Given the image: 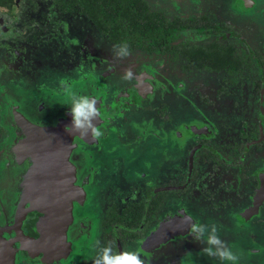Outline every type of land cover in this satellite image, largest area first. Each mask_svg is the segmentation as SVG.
Returning a JSON list of instances; mask_svg holds the SVG:
<instances>
[{"label":"flooded vegetation","instance_id":"1","mask_svg":"<svg viewBox=\"0 0 264 264\" xmlns=\"http://www.w3.org/2000/svg\"><path fill=\"white\" fill-rule=\"evenodd\" d=\"M144 1L168 21H195L197 28L179 30L178 38L164 53L130 50L160 55L162 62L149 60L154 74L138 76L135 71L142 64L129 61L130 57L123 59L118 69L112 68L115 61L108 46L98 48L102 64L93 68L92 77L85 60L87 73L74 92L79 89L77 94L84 91L83 95L97 100L102 120L97 128L103 135L73 139L70 160L76 199L65 234L69 248L64 257L47 263L41 252L30 258L18 241L19 232L39 237L36 224L42 214L28 211L17 225L23 167L10 153L19 136L13 113L30 123L53 126L69 113V94L62 115L57 116L61 104L52 93L57 87L53 82L33 93L20 89L23 98L19 99L10 86H0V104L5 106L0 119V259L12 257L11 264H92L99 241L110 243L116 252L138 251L145 264H221L201 251L205 243L191 237L184 223L191 216L194 222L215 224L220 238L240 256L239 264H264V0H175L178 8L171 5L172 0ZM13 2L14 6L0 9L12 10L18 0ZM169 13L172 15L167 16ZM81 17L104 39L101 42L116 45L82 13ZM87 37L83 43L75 42L82 45L84 57L89 54L88 60L93 50ZM240 44L246 47L245 53ZM213 46L231 52L239 66L189 67L185 50ZM18 53L9 54L8 60L17 58L15 63L20 66ZM52 59L55 61V56ZM248 68L255 70L257 77L244 81L245 97L243 80L238 78L239 85L215 98L211 86L224 75L240 77ZM127 71L132 72L131 79L124 78ZM190 75L194 83L184 79ZM46 78L53 81L52 72ZM38 80L45 84L43 78ZM202 92L214 98L203 101L204 106L195 97ZM27 104L30 107L24 108ZM132 105L136 112L125 120ZM155 106L164 109L158 113L161 119L154 114ZM239 126L241 130L234 132ZM200 152L207 167L197 177ZM218 169L223 174L234 171L238 178L216 182ZM208 175L215 176L214 182ZM244 179L249 183H241Z\"/></svg>","mask_w":264,"mask_h":264},{"label":"rangeland","instance_id":"2","mask_svg":"<svg viewBox=\"0 0 264 264\" xmlns=\"http://www.w3.org/2000/svg\"><path fill=\"white\" fill-rule=\"evenodd\" d=\"M171 5L174 8H178V4L175 0L171 1ZM151 6L153 8L152 4ZM154 7L165 9L164 6L158 4H154ZM166 15L171 16L172 13ZM247 35L250 36V32H247ZM86 37L91 50H93L90 52L91 55L88 57V60L87 56L89 54L84 57L80 51V49L83 48L80 43H83V40ZM192 37L193 36L187 37V40L192 39ZM102 40L104 41V39L98 35L86 23V21H83L80 10L76 7H72L71 12L69 13H62L58 10L53 0H18L17 7L12 8V10L0 9V86H10L14 89L13 93L15 95H13L16 99H19L23 98V96L20 95V89L23 91L31 90L33 93L36 89H39L42 86H48L49 83L53 82L57 87L52 93H56L59 103L61 104H59L60 106L57 110V116H60L62 115V109L66 107L67 95L70 92H74L79 86H82V76L87 73L86 64H89L90 66L89 70L91 72V77L93 75L92 72L94 71L93 68L102 64L101 59L103 58L99 56L98 48L101 46H108L113 49V46H109L107 43H105V45L101 42ZM75 41H79L80 45L77 46ZM234 42L239 44L237 40H234ZM239 47L244 53L246 52V47L244 45ZM21 48L23 49L21 50ZM94 49L97 51L94 52ZM16 51L19 52L20 66H18V62L15 63L17 58L8 60V55H14V52ZM130 53L131 54L128 56L130 57L129 61L142 64V67H139V69L135 71L138 76H141V74L150 75L155 73L153 67L149 66L150 59H157L160 62L163 61L162 57L158 54L149 55L138 51ZM109 55L112 60L119 63L111 62L112 68L116 66L118 69V66L121 65L120 62H124V60L114 58L112 53ZM53 56H55L56 62L52 59ZM85 60L88 61L86 64ZM126 66L129 68L128 65ZM6 67H9L7 68L8 70H4ZM249 69L252 68H248V70L242 72L240 77L234 76L233 78H229L227 75H224L218 84L210 87V91L214 92L215 98H219L221 94H224L227 90H231V87L239 85L238 78H241L243 80L241 84L244 88L243 96L245 97L247 90L245 88L246 82L244 81L247 79H256L257 77L255 70ZM49 72H52V75L54 76L53 81L46 78L49 76ZM94 75L98 77V73H94ZM41 78L45 80V84H41V80H38ZM184 79L188 82H195L193 75L187 76ZM22 86L26 88H23ZM202 87L204 88L206 86L203 85ZM233 90H235V88H233ZM78 91L79 89H77L76 92ZM83 92L81 95H83ZM195 97L201 101L200 104L202 106H204L203 101L214 99H211V95L205 92L200 93V95H195ZM62 98L64 99V103L61 100ZM256 98L254 97V100ZM28 106L30 107V104L25 105L24 108H27ZM134 107L136 106L132 105L131 109L125 112L128 113V115L124 117L125 120L126 118H131L133 112H136L133 109ZM163 110L162 106H155V116L161 119V116L158 113ZM2 112H5V106L0 104V119L2 118ZM187 112L190 113L191 111H188L187 109ZM158 115L160 117H158ZM160 127L162 126H159V128ZM241 127H235L234 132H236L235 130H241ZM200 156H202L201 152L197 157V177L200 175L201 170L207 167L201 162ZM253 166H255L254 163H252V167ZM232 172L233 173L227 172L228 174H223L222 169H218L215 174L217 176L215 181L222 183L226 178L228 181L237 179L238 175H236L234 171ZM212 173L214 172L212 171ZM209 176L210 175L207 177ZM210 177L213 178L214 182L215 176ZM249 181L250 180L248 179H244L241 180V183L247 184ZM214 197H216V194Z\"/></svg>","mask_w":264,"mask_h":264},{"label":"water","instance_id":"3","mask_svg":"<svg viewBox=\"0 0 264 264\" xmlns=\"http://www.w3.org/2000/svg\"><path fill=\"white\" fill-rule=\"evenodd\" d=\"M13 114L19 125V136L12 143L10 153L23 167L17 225L28 211L37 210L42 214L36 224L39 237L29 238L19 232L18 241L30 258L41 252L42 261L47 263L67 254L65 234L71 221L72 201L76 199L70 151L75 137L85 139L91 135L70 132L68 113L53 126L30 123L18 113ZM94 123L98 127L102 120L98 118ZM6 246L12 251L10 242ZM11 261L12 257L0 259V264H11Z\"/></svg>","mask_w":264,"mask_h":264},{"label":"trees","instance_id":"4","mask_svg":"<svg viewBox=\"0 0 264 264\" xmlns=\"http://www.w3.org/2000/svg\"><path fill=\"white\" fill-rule=\"evenodd\" d=\"M14 0H0V7L14 6ZM58 10L68 13L78 7L107 41L126 43L129 50L166 52L184 28L196 29L195 21H168L163 14L151 11L144 0H53ZM189 67L220 69L239 66L231 52L213 46L208 50L190 48L184 51Z\"/></svg>","mask_w":264,"mask_h":264},{"label":"clouds","instance_id":"5","mask_svg":"<svg viewBox=\"0 0 264 264\" xmlns=\"http://www.w3.org/2000/svg\"><path fill=\"white\" fill-rule=\"evenodd\" d=\"M112 51L116 59H125L131 54L126 43L114 45ZM124 78L131 79L132 72L127 71ZM68 106V114L71 116L70 132L82 136L91 135L95 139L103 135L94 123L100 116L97 100L94 97L70 92ZM184 223L189 226L190 235L195 241L206 244L201 250L205 255L218 259L221 264H239L240 256L220 238L215 224L194 222L191 216L186 217ZM94 251L92 264H145L138 251L116 252L110 243L102 245L97 241Z\"/></svg>","mask_w":264,"mask_h":264},{"label":"bare ground","instance_id":"6","mask_svg":"<svg viewBox=\"0 0 264 264\" xmlns=\"http://www.w3.org/2000/svg\"><path fill=\"white\" fill-rule=\"evenodd\" d=\"M101 117V116H100ZM67 178H66V176H64V178H63V180H66Z\"/></svg>","mask_w":264,"mask_h":264}]
</instances>
